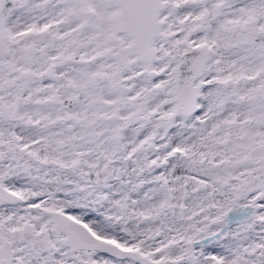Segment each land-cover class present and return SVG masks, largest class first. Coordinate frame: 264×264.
Wrapping results in <instances>:
<instances>
[{
	"label": "snow or ice",
	"instance_id": "6c2138e0",
	"mask_svg": "<svg viewBox=\"0 0 264 264\" xmlns=\"http://www.w3.org/2000/svg\"><path fill=\"white\" fill-rule=\"evenodd\" d=\"M0 264H264V0H0Z\"/></svg>",
	"mask_w": 264,
	"mask_h": 264
}]
</instances>
